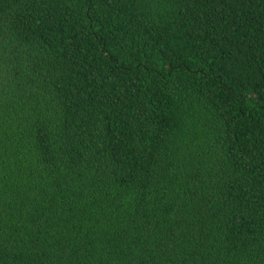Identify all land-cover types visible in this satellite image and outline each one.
<instances>
[{"label": "trees", "instance_id": "1", "mask_svg": "<svg viewBox=\"0 0 264 264\" xmlns=\"http://www.w3.org/2000/svg\"><path fill=\"white\" fill-rule=\"evenodd\" d=\"M0 264H264V0H0Z\"/></svg>", "mask_w": 264, "mask_h": 264}]
</instances>
